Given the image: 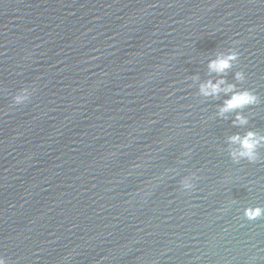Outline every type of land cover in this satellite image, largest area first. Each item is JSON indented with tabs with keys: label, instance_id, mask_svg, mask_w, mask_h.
I'll use <instances>...</instances> for the list:
<instances>
[{
	"label": "water",
	"instance_id": "95a60500",
	"mask_svg": "<svg viewBox=\"0 0 264 264\" xmlns=\"http://www.w3.org/2000/svg\"><path fill=\"white\" fill-rule=\"evenodd\" d=\"M221 77L258 103L219 114L231 92L199 84ZM247 130L264 135V0H0L8 264H264V216H243L264 207V146L229 155Z\"/></svg>",
	"mask_w": 264,
	"mask_h": 264
},
{
	"label": "clouds",
	"instance_id": "9594fccd",
	"mask_svg": "<svg viewBox=\"0 0 264 264\" xmlns=\"http://www.w3.org/2000/svg\"><path fill=\"white\" fill-rule=\"evenodd\" d=\"M239 53L234 49H229L226 52H218L214 58L208 62V70L217 74L224 73L227 69L233 66V62L238 60ZM235 78L241 81L245 78L244 73L237 71ZM225 85L224 79L221 77L213 82L211 79L201 82L199 84V93L202 96H217L220 92L228 93L231 95L224 100L223 104L219 106L218 112L223 115L234 109H241L248 105H254L258 103V96L250 89L244 88L240 90H234L235 85L228 83ZM31 92L27 87L19 89L12 97L13 104L20 105L27 102L30 98ZM247 122V118L236 113L234 124L243 125ZM230 145H236V147L230 148L229 155L234 162H239L240 159H246L249 163H255L258 158V149L264 146V135L253 131L247 130L243 135L239 133L233 134L228 137ZM185 189H190L192 185L185 180L183 182ZM243 216L248 220H255L264 216V207L260 205L246 206L243 210ZM0 264H8V261L3 255H0Z\"/></svg>",
	"mask_w": 264,
	"mask_h": 264
}]
</instances>
